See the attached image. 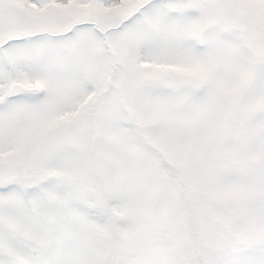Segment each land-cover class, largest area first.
Masks as SVG:
<instances>
[{
	"label": "snow or ice",
	"instance_id": "1",
	"mask_svg": "<svg viewBox=\"0 0 264 264\" xmlns=\"http://www.w3.org/2000/svg\"><path fill=\"white\" fill-rule=\"evenodd\" d=\"M0 264H264V0H0Z\"/></svg>",
	"mask_w": 264,
	"mask_h": 264
}]
</instances>
